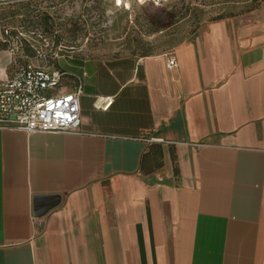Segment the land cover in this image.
Masks as SVG:
<instances>
[{"label": "crops", "instance_id": "0c3cea01", "mask_svg": "<svg viewBox=\"0 0 264 264\" xmlns=\"http://www.w3.org/2000/svg\"><path fill=\"white\" fill-rule=\"evenodd\" d=\"M64 69L83 134L0 129V264H263L264 5Z\"/></svg>", "mask_w": 264, "mask_h": 264}, {"label": "rangeland", "instance_id": "374dc122", "mask_svg": "<svg viewBox=\"0 0 264 264\" xmlns=\"http://www.w3.org/2000/svg\"><path fill=\"white\" fill-rule=\"evenodd\" d=\"M263 5L264 0H38L0 7V35L4 37V29L12 33L8 41L0 40V53L6 54L1 67L11 76L28 59L46 65L60 60L65 68L74 58L168 53L192 39L207 21ZM25 38L32 41L34 53ZM58 49L64 50L60 57L54 55Z\"/></svg>", "mask_w": 264, "mask_h": 264}, {"label": "built area", "instance_id": "2783aa9c", "mask_svg": "<svg viewBox=\"0 0 264 264\" xmlns=\"http://www.w3.org/2000/svg\"><path fill=\"white\" fill-rule=\"evenodd\" d=\"M19 1L0 0V7ZM146 1L163 4L168 0ZM177 65V56L168 54V66ZM65 75L60 68L30 62L1 79L0 129L83 134L80 104L83 87L78 83L71 90L61 91ZM112 101L102 97L96 101V106L108 108Z\"/></svg>", "mask_w": 264, "mask_h": 264}, {"label": "trees", "instance_id": "16d2710c", "mask_svg": "<svg viewBox=\"0 0 264 264\" xmlns=\"http://www.w3.org/2000/svg\"><path fill=\"white\" fill-rule=\"evenodd\" d=\"M38 0H21V1H19V2H16V3H12V4H8V5H5V6H3V7H6V6H19V5H21V4H26V5H33L35 2H37ZM46 15H49L48 13L46 14ZM4 37L1 39V41L2 42H6V41H8L10 38H12V33H10V32H6L7 31V29H4ZM26 39V38H25ZM26 43L28 44V47L30 48V50L34 53L35 51H33V48L34 49H36L35 48V46L32 44V41H30V40H28V39H26ZM38 51V50H37ZM61 51H64L63 49H58L57 51H54V55L56 56V57H60V52ZM37 53V52H36ZM38 54H39V56H42V53H40L39 51H38ZM147 55H149V54H147ZM60 61V60H59ZM59 61H58V64L57 65H53V64H50V65H46V64H38V65H45V66H53V67H57V68H60V69H62V70H64L65 71V69L64 68H62L60 65H59ZM30 62H33L32 60H30V59H28V60H25V62H23V63H21L22 65L21 66H19L18 68H17V70L19 69V68H21L22 66H24V65H26V64H28V63H30ZM35 64H37V63H35ZM16 70V71H17ZM15 71V72H16ZM14 72V73H15ZM66 72V71H65ZM13 73V74H14ZM12 74V75H13ZM67 76V72H66V75H65V77ZM65 81V78H64V80H63V82ZM152 151H153V149H151V151L150 152H148L146 155H145V157H144V160H143V171H145L146 173H149L150 171H152L153 170V168H150L149 166H148V161L152 158V157H154L153 156V153H152ZM157 157V156H156ZM178 171H179V169H178V166L177 165H175V172L176 173H178Z\"/></svg>", "mask_w": 264, "mask_h": 264}, {"label": "water", "instance_id": "95a60500", "mask_svg": "<svg viewBox=\"0 0 264 264\" xmlns=\"http://www.w3.org/2000/svg\"><path fill=\"white\" fill-rule=\"evenodd\" d=\"M47 198L51 199V200H55V198L57 199V197H54V196H48ZM41 199H42V197L37 198V205H38L39 200H41Z\"/></svg>", "mask_w": 264, "mask_h": 264}]
</instances>
